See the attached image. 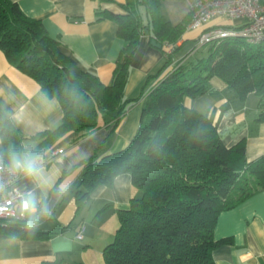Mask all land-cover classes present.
<instances>
[{"label": "trees", "instance_id": "1", "mask_svg": "<svg viewBox=\"0 0 264 264\" xmlns=\"http://www.w3.org/2000/svg\"><path fill=\"white\" fill-rule=\"evenodd\" d=\"M120 6L124 13L95 12L97 20H113L124 41L106 85L79 68L41 20L26 15L12 0H0V50L62 109L59 124L31 136L38 143L27 149L21 132L0 107V153L8 163L25 161L40 151L51 152L68 132L85 136L102 123L115 130L131 102L124 96L130 64L140 37L149 34L166 61L149 78L155 82L145 94L139 127L123 149L95 152L70 169H83L76 212L95 188L110 187L116 175L129 173L137 194L128 209L118 211L120 225L103 249V264H215L214 249L231 242L214 238L218 215L264 189V155L247 162L244 139L226 146L211 119L186 107L183 99L210 92V79L218 77L240 101L250 93L264 101V42L219 38L204 45L206 57L171 64L190 15L172 24L162 14L161 0H124ZM0 231L34 238L52 233L37 230L27 218L13 220ZM37 264L82 263L54 259Z\"/></svg>", "mask_w": 264, "mask_h": 264}, {"label": "crops", "instance_id": "2", "mask_svg": "<svg viewBox=\"0 0 264 264\" xmlns=\"http://www.w3.org/2000/svg\"><path fill=\"white\" fill-rule=\"evenodd\" d=\"M12 1L26 15L41 20L48 35L60 41L62 51L79 68L94 73L103 84H110L124 41L117 36V24L111 19L97 20L95 12L99 9L124 13L120 6L124 0ZM195 1L161 0L162 14L177 24L190 15ZM141 11L145 17L143 8ZM243 23V19L218 17L197 29H187L186 25L176 42L179 48L171 64L207 56V47L197 43L205 28L239 27ZM165 61L162 49L151 44L149 34H142L124 89L125 98L131 102L116 129L112 131V124L102 123L85 136L75 131L66 133L51 147L57 154L18 182L17 187L28 202L26 218L33 221L37 230L52 233L34 238L0 231V264H37L54 259L103 264V249L113 241L120 225L118 211L129 208L137 190L129 173L118 174L110 187L95 188L76 212V191L82 189L83 169H70L95 152L105 155L126 147L139 127L145 94L155 82V78H149L159 72ZM210 87L206 94L184 97V105L207 115L221 132L226 146L244 139L247 162L264 155V120L258 121L264 117V101L254 93L240 101L237 93L218 77L210 79ZM0 107L21 132L27 149L38 143L31 136L54 128L62 118L59 102L47 97L39 84L12 65L1 50ZM66 170L70 171L62 176ZM78 232L81 238L77 237ZM214 238L231 240L214 249L215 264H264V189L221 211Z\"/></svg>", "mask_w": 264, "mask_h": 264}, {"label": "built area", "instance_id": "3", "mask_svg": "<svg viewBox=\"0 0 264 264\" xmlns=\"http://www.w3.org/2000/svg\"><path fill=\"white\" fill-rule=\"evenodd\" d=\"M218 17L243 19L244 23L239 27H207L198 36V45L204 46L216 39L232 36L242 37L250 44L264 42V0H196L190 8L187 29L203 27ZM57 152L40 151L32 159L13 163L6 162L0 153V228L7 227L13 220L26 218L24 205L28 202L17 184ZM77 237H82L81 232L77 233Z\"/></svg>", "mask_w": 264, "mask_h": 264}, {"label": "water", "instance_id": "4", "mask_svg": "<svg viewBox=\"0 0 264 264\" xmlns=\"http://www.w3.org/2000/svg\"><path fill=\"white\" fill-rule=\"evenodd\" d=\"M151 44H152L153 46L158 47V48L160 47V45H159L158 43H156L155 40H151Z\"/></svg>", "mask_w": 264, "mask_h": 264}, {"label": "clouds", "instance_id": "5", "mask_svg": "<svg viewBox=\"0 0 264 264\" xmlns=\"http://www.w3.org/2000/svg\"><path fill=\"white\" fill-rule=\"evenodd\" d=\"M24 207H25V209H27V208H28V205H27V203L24 205Z\"/></svg>", "mask_w": 264, "mask_h": 264}]
</instances>
